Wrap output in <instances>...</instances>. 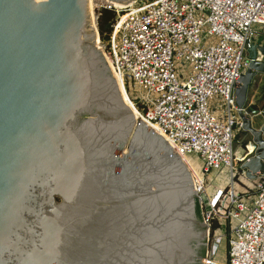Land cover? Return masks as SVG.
<instances>
[{
  "label": "water",
  "instance_id": "obj_1",
  "mask_svg": "<svg viewBox=\"0 0 264 264\" xmlns=\"http://www.w3.org/2000/svg\"><path fill=\"white\" fill-rule=\"evenodd\" d=\"M94 13L90 0H0V264H206L191 170L126 102ZM250 52L240 109L264 73V45ZM240 117L259 146L243 165L253 181L264 126Z\"/></svg>",
  "mask_w": 264,
  "mask_h": 264
},
{
  "label": "built area",
  "instance_id": "obj_2",
  "mask_svg": "<svg viewBox=\"0 0 264 264\" xmlns=\"http://www.w3.org/2000/svg\"><path fill=\"white\" fill-rule=\"evenodd\" d=\"M114 11L102 49L130 89L138 119L159 127L182 157L198 155L205 174L230 170L231 185L211 197L206 178L190 167L208 224L206 264H216L215 246L225 239L227 264H264V172L246 194L235 188L248 179L243 165L259 148L240 112L255 130L264 126H254L255 118L264 120V101L240 109L235 93L251 49L264 45V0H140ZM254 61L263 62L259 49Z\"/></svg>",
  "mask_w": 264,
  "mask_h": 264
},
{
  "label": "rangeland",
  "instance_id": "obj_3",
  "mask_svg": "<svg viewBox=\"0 0 264 264\" xmlns=\"http://www.w3.org/2000/svg\"><path fill=\"white\" fill-rule=\"evenodd\" d=\"M143 2H146L147 0H142ZM186 2V0H179V3L182 4ZM104 8H98L95 10V12L98 14L99 11ZM113 10H119L116 8H112ZM99 16V14H98ZM100 47L103 48V40L101 39L100 36ZM188 70V66H186V68H183V71ZM129 89V88H128ZM127 93V92H126ZM129 93V95H128ZM128 97H130V99L133 101L132 96L130 94V89L128 90ZM264 75H260L256 78L252 89H251V94H250V101H251V105H254L255 108H260L262 107V102L264 101ZM227 110V107L224 108ZM221 111V110H220ZM264 124V120L261 117L255 118L254 119V126L255 128H259L260 126H262ZM240 131L237 130V134ZM243 136V134H242ZM248 138L245 139V142H247ZM236 142V140H235ZM190 165L192 166V168L194 169V171L201 177H205L206 178V182H207V191L209 196L212 197V195L214 194L216 188L221 187L226 189L227 187H229L231 185V173L230 170L227 169L226 167H222L219 170H215V171H211L209 174H205L203 172V164L202 161L200 159V157L198 155H190L187 157ZM188 168H190V165L187 163ZM191 170V168H190ZM253 185H252V181L249 179H244L242 177L239 178L238 181L235 182V188L237 190V192L242 193V194H246L248 191H250L252 189ZM62 200L57 201V203H60ZM220 245V244H219ZM218 246V245H217Z\"/></svg>",
  "mask_w": 264,
  "mask_h": 264
},
{
  "label": "bare ground",
  "instance_id": "obj_4",
  "mask_svg": "<svg viewBox=\"0 0 264 264\" xmlns=\"http://www.w3.org/2000/svg\"><path fill=\"white\" fill-rule=\"evenodd\" d=\"M139 1H140V0H137L136 2H134V4L137 3V2H139ZM90 4H91V8H92V10L94 9V12H95L96 9L101 8V7H104V8L123 9V8L129 6V5H128V6H124V5H116V4H112V3H109L107 0H90ZM132 4H133V3H132ZM130 5H131V4H130ZM92 12H93V11H92ZM93 17H94V21H93L94 27H95V28H98V23H97V17H98V14H97V13H94V16H93ZM98 44H99V46H100V44H101L100 40H99ZM100 48H101V47H100ZM117 78H118L120 84L122 85V89H123V93H124V98H125L126 102H128V104L133 108L134 113H135V115L137 116V118H138V117L140 118L141 114H140L139 110L136 108V106L134 105L133 101L130 99V97H128V95H127V93H126V90H125V87H124L123 82H122V78H121V76H120L119 74L117 75ZM150 125H151V124H150ZM151 126H152V127H153V128L159 133V134L162 135V132H161V130H160L159 127H157V126H155V125H151ZM179 155H180V154H179ZM180 157L183 158V160H184L186 163H188V164L190 165L189 161H188L186 158L182 157L181 155H180ZM190 167H192V166L190 165ZM189 169H190V168H189Z\"/></svg>",
  "mask_w": 264,
  "mask_h": 264
},
{
  "label": "trees",
  "instance_id": "obj_5",
  "mask_svg": "<svg viewBox=\"0 0 264 264\" xmlns=\"http://www.w3.org/2000/svg\"><path fill=\"white\" fill-rule=\"evenodd\" d=\"M98 29L102 40L108 39V34L111 32V25L116 19V12L112 9L102 8L99 11ZM264 98V96H263ZM196 215L201 220V214L198 204L196 205Z\"/></svg>",
  "mask_w": 264,
  "mask_h": 264
},
{
  "label": "crops",
  "instance_id": "obj_6",
  "mask_svg": "<svg viewBox=\"0 0 264 264\" xmlns=\"http://www.w3.org/2000/svg\"><path fill=\"white\" fill-rule=\"evenodd\" d=\"M249 105H251L250 98H249ZM227 250H228L227 239L223 240L220 245L215 246L213 259L216 264H227V259H228Z\"/></svg>",
  "mask_w": 264,
  "mask_h": 264
},
{
  "label": "flooded vegetation",
  "instance_id": "obj_7",
  "mask_svg": "<svg viewBox=\"0 0 264 264\" xmlns=\"http://www.w3.org/2000/svg\"><path fill=\"white\" fill-rule=\"evenodd\" d=\"M205 228L203 225L198 226V230L201 232L200 238H195L192 243L195 248L196 254L199 257H203L205 254L206 248H207V243H206V234H205Z\"/></svg>",
  "mask_w": 264,
  "mask_h": 264
}]
</instances>
